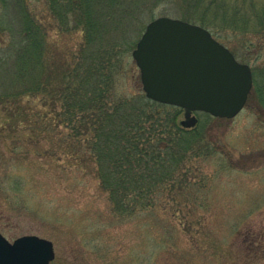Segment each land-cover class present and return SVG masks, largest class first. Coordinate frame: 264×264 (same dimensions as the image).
Returning <instances> with one entry per match:
<instances>
[{"label": "rangeland", "instance_id": "obj_1", "mask_svg": "<svg viewBox=\"0 0 264 264\" xmlns=\"http://www.w3.org/2000/svg\"><path fill=\"white\" fill-rule=\"evenodd\" d=\"M209 2L212 6L195 1L187 22H212L216 39L251 67L264 91V34L253 28L264 15V0ZM24 4L51 25L48 37L57 55L78 48L81 32H59L47 18L45 0H0V48L11 40ZM170 7H157L154 19L182 16ZM136 37L132 28L126 38ZM2 51L0 96L15 59ZM118 91L144 94L131 51L123 56ZM28 105L32 114L25 123L11 118L0 99V233L8 241L34 235L53 242L51 264H264V109L257 95L250 94L236 117L210 121L218 147L196 158L186 207L176 213L152 209L124 222L112 213L93 175L86 138L58 124L46 93ZM193 116L196 126L207 118ZM179 118L185 120L184 112Z\"/></svg>", "mask_w": 264, "mask_h": 264}, {"label": "trees", "instance_id": "obj_2", "mask_svg": "<svg viewBox=\"0 0 264 264\" xmlns=\"http://www.w3.org/2000/svg\"><path fill=\"white\" fill-rule=\"evenodd\" d=\"M195 1L212 6L209 0H45L47 18L59 32L82 34L78 48L61 56L48 37L51 25L24 4L7 48H0L15 56L12 70H7L8 89L0 96L10 117L28 123V101L46 93L58 124L86 138L93 175L112 213L123 222L152 209L176 213L186 207L196 158L218 147L210 134V121L217 118L205 114L200 125L186 128L179 118L181 108L151 101L142 93L127 96L118 91L124 53L134 50L155 9L171 6L187 21L191 18L186 11ZM195 21L218 38L212 22ZM258 22L253 28L262 35L264 15ZM132 28L137 35L133 41L126 38ZM260 87L254 79L252 98L257 95L264 109Z\"/></svg>", "mask_w": 264, "mask_h": 264}, {"label": "water", "instance_id": "obj_3", "mask_svg": "<svg viewBox=\"0 0 264 264\" xmlns=\"http://www.w3.org/2000/svg\"><path fill=\"white\" fill-rule=\"evenodd\" d=\"M132 57L149 100L184 110V127H193L195 112L232 119L245 107L253 88L248 64L202 26L162 16L151 21ZM53 242L29 235L8 241L0 233V264H51Z\"/></svg>", "mask_w": 264, "mask_h": 264}]
</instances>
